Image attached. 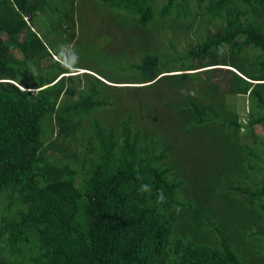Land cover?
Listing matches in <instances>:
<instances>
[{
  "label": "trees",
  "instance_id": "16d2710c",
  "mask_svg": "<svg viewBox=\"0 0 264 264\" xmlns=\"http://www.w3.org/2000/svg\"><path fill=\"white\" fill-rule=\"evenodd\" d=\"M74 1L0 0V264H251L238 241L254 242L250 254L264 252V226L255 224L264 223V139L253 130L264 121V0H101L134 30L176 23L182 31H156L170 43L196 20L206 32L168 69L143 49L140 74L113 81L135 83L118 98L107 89L114 84L71 61ZM184 55L190 61L176 66ZM199 67L207 71L194 83L206 86L202 98L184 79L168 84L180 91L177 130H209L218 157L231 161L226 171H215L208 152L184 157L143 113L145 84ZM226 93L248 96L243 115ZM119 100L136 101L142 122L136 108L117 110ZM145 184L151 191H140ZM235 205L248 216L233 226L220 211L230 215Z\"/></svg>",
  "mask_w": 264,
  "mask_h": 264
},
{
  "label": "rangeland",
  "instance_id": "374dc122",
  "mask_svg": "<svg viewBox=\"0 0 264 264\" xmlns=\"http://www.w3.org/2000/svg\"><path fill=\"white\" fill-rule=\"evenodd\" d=\"M55 13V11L51 13V17L55 16ZM73 13L75 21L74 33L76 36L69 48L71 51V61L82 64L87 67L86 70L88 71H96L104 77L103 79L107 83L110 82L114 84L115 86L107 87V89L111 92L114 91L116 98L120 96V87L124 90H132L131 85L135 83H117L113 81H120V75L127 76L126 78H128L131 75L140 74V71L136 69L135 63L139 61L143 49L155 53L160 68L168 69L172 67V59L175 56L181 55L179 53L185 50V43L194 42L197 37L196 34L198 33L201 34V36L206 33L198 27L199 23L196 20V22L186 30L184 37L174 38L172 39L173 43H170L167 39H163L160 32L156 31L167 30L168 27L182 31L174 27L176 23L166 20L161 24L164 25L163 27L158 26L156 29L153 28V30L148 31H139V29L134 30L130 25L129 18L126 17V15L120 14V9H109L101 0H76L73 5ZM48 16L41 17L44 23L47 22ZM207 28L210 32L214 30V27L209 24H207ZM37 31L40 30L37 29ZM165 35L168 36L166 33ZM0 37L2 41H5L6 35L2 30H0ZM244 52L245 58L243 59V63H245V67H254V59L252 58L254 54L247 49H244ZM256 52L259 51L257 50ZM14 54L16 55V53ZM226 56H228L227 53ZM53 57L58 58V56L55 55H53ZM74 57H78V59L74 61ZM189 61L190 58L184 55V59H175L174 63H177L176 66H185ZM181 63L185 64L181 65ZM212 66L214 65H207L205 67ZM216 66L224 65L218 64ZM205 67L185 69L184 71L189 73H186L184 76H181V74H174L172 76L163 75L158 78L160 80L145 84L146 86L139 91V97L144 107L143 113L146 123L153 128L154 126L157 127L154 128L155 133L159 131V133L164 132V136L171 144H179L180 152L184 157H187L186 154L189 152V154L198 158H205V154L208 152L214 157V161L218 163V169H215V171H221V169L226 171L230 167L231 161L227 162L218 157V152L221 151V147L212 146L209 130L193 127L183 132L178 131L180 115L176 109L172 107V103L180 98V91L178 89L176 90L173 86H168V84H172L171 79H184L183 85L185 87L194 85L195 92H197L195 95L198 98H202L203 89H206V86L202 87L201 84L196 85L194 83L204 78L206 79L207 71L203 70ZM178 71L179 70L165 71L162 73H175ZM215 74H217V71H213L212 68L209 74V78L212 76V81H214V79H219ZM219 84L221 89H225V82H223L224 85L221 83ZM212 96L215 98L217 93L212 91ZM224 96L227 106L233 109L239 108L238 111L240 115H243V110L250 104L248 96L245 94L226 93ZM124 107H129L133 110L136 108V112L133 116L142 122V111L137 107L136 101L119 100L115 106L117 110L121 111ZM241 107H243V109ZM113 108L110 109L111 116L114 110ZM150 120L155 122L156 125H153ZM212 128H214L213 125L211 126V129ZM157 129L159 131H157ZM253 130L257 137L264 139V121L254 124ZM245 136L249 139L251 138L250 133H246ZM183 162L185 163V161ZM220 165H222V168ZM191 168L197 173L201 170V167L196 164H193ZM241 179L242 178H237V181H233L232 183L242 182ZM231 209H238V211L228 215L229 210L227 211L222 207L220 212L225 211V218H228L233 226L237 225L239 217L248 216L245 207L238 208V205H235ZM255 224H259L258 227L264 226L262 221ZM238 242L241 243L242 248H248V259L251 264H264V252L258 255L254 253L250 254L249 250L251 252L254 251V242L252 240H242Z\"/></svg>",
  "mask_w": 264,
  "mask_h": 264
},
{
  "label": "clouds",
  "instance_id": "9594fccd",
  "mask_svg": "<svg viewBox=\"0 0 264 264\" xmlns=\"http://www.w3.org/2000/svg\"><path fill=\"white\" fill-rule=\"evenodd\" d=\"M73 59L75 61L76 59H78V57H74ZM224 66H226V65H224ZM226 67H228V66H226ZM230 68L231 69H234L232 66H230ZM140 191L147 192V191H151V189H150V186H148V185L145 184V185H141ZM164 201H165V197H164L163 193H161L158 196L157 203H162Z\"/></svg>",
  "mask_w": 264,
  "mask_h": 264
}]
</instances>
